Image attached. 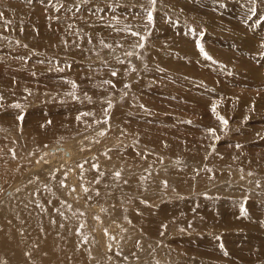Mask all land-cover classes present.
I'll return each mask as SVG.
<instances>
[{
	"label": "rangeland",
	"instance_id": "1",
	"mask_svg": "<svg viewBox=\"0 0 264 264\" xmlns=\"http://www.w3.org/2000/svg\"><path fill=\"white\" fill-rule=\"evenodd\" d=\"M25 176L89 203L115 264H263L264 222L223 221L264 214V0H0V187ZM214 199L242 203L191 215Z\"/></svg>",
	"mask_w": 264,
	"mask_h": 264
},
{
	"label": "bare ground",
	"instance_id": "2",
	"mask_svg": "<svg viewBox=\"0 0 264 264\" xmlns=\"http://www.w3.org/2000/svg\"><path fill=\"white\" fill-rule=\"evenodd\" d=\"M81 41L82 40H80L79 42ZM58 45L63 46V43L60 40H58ZM89 48L90 46L88 44V46H86V48L84 49L89 50ZM182 70H184V68H182L180 71ZM199 75L206 78L205 74H199ZM139 86L140 85H136L137 89H141L139 88ZM130 111L132 113L131 109ZM138 111L136 113H138ZM94 114H96V112H94ZM128 122H130L129 119H128ZM30 130L33 133L29 132V134H34V133L42 134L40 132L39 127H36L35 129L30 128ZM130 130L134 131V129H130ZM57 133H59V130H58V127L55 126L53 127V130L51 131L48 130L46 133H43L42 135L44 136L45 139L49 140L51 137H54V138L57 137L56 136ZM166 139L169 140L167 135H166ZM161 141L162 139H159L160 143ZM69 146H72V145L69 144ZM172 147H174V150H175V146H173V144H172ZM58 149H62L63 151L62 150L61 151L64 152L65 155H68L70 157V158L67 157L68 158L67 161L72 159V154L68 152L66 148L58 147ZM50 150L54 152V151H57V148H54L53 150L50 149ZM71 150H72V147H71ZM28 159L29 161L32 160V163L30 164L29 167H27V165H24L21 167L17 165H14V166L20 167V168H26L27 170L30 168L32 173H35L36 170L38 171L37 173H39V170L37 168L39 163L35 162L33 158H28ZM24 160H27V158L25 157ZM78 162L79 161H77L76 163ZM47 170L48 169H46L45 171ZM73 175L75 176V174ZM66 176L65 178H67ZM69 176L70 174H68V178ZM28 177L38 178V175L32 174ZM48 177L46 175L45 178H48ZM49 178H52V177H49ZM73 181H76L75 178H73ZM30 182L31 180L27 179V176H25L24 178L20 180H16L13 184V187L8 186L7 189L5 187H0V208H2L0 210V264H115L114 260H110V257H108V255L106 254L107 252L103 253V251L106 250L105 247L107 245L105 239L102 237L103 228L96 223L93 226L87 227L88 217L86 216V211H88V209L86 210V208L89 206V203L84 202V199L82 200L81 197H80L82 200V201L80 200L81 202L77 200V196H72L70 198V200L75 204V207H71V206L69 207H71L72 210H75V208H77L78 210L77 215L74 216L75 218L73 217L74 218V221H73L72 216L76 212L72 214V216L69 213L70 211L68 212L66 208V204L68 202L67 196H63V197H67L66 199L59 197L58 196L59 194L58 195L56 194L57 189H54L55 187L53 188V186H50L49 180L48 182H46L42 179L40 180L37 179L33 181L32 183ZM24 184H25V188L22 191L19 190L17 194H14V191H15L14 189H16L15 187L17 186L22 187ZM60 186L58 185V188H60ZM3 188H5L6 190L2 194V190H4ZM107 189H109V187ZM114 190H116V188ZM12 191L13 193H11ZM60 194H63V193H60ZM64 200H67V202H65ZM212 201H214V204L216 206L215 208L217 209L215 212H212L213 210L210 212L209 211L207 212L203 210L204 208L202 207V204L196 203L195 204L196 206L194 205L195 207L192 206L193 207V208L191 207L192 209L189 208V210L192 211L191 215L194 216L195 215L194 212L198 214L199 209H201L202 210L201 212H205V220L208 217L210 218L212 217V219L213 218L215 220L217 219L216 222L221 223L222 220L224 219L223 214H222L223 210L225 209L228 210V208L229 207L231 208V206H234V207L235 205L239 206L242 203V202L240 203V201L239 202L233 201L232 199H224V200L220 199L218 203H215V199ZM172 206L173 204H170L168 207L172 208ZM132 208L134 209L135 206L132 205ZM183 208H184V205H183ZM98 211H99V208L93 207L94 214L98 213ZM258 213H261V212L255 211L253 213H249V212L244 213L240 210L233 211L231 213H228L229 217L226 220L224 219L223 222H225L227 226H230V224H232L230 223L231 221H235L238 224H242V223H245L244 220H252L249 222L250 223L257 222L259 224V223L264 222V217H260V216H263L264 214L263 212H262L263 215H259ZM256 214H258L257 217H255ZM219 218H222V219H219ZM112 220H114L115 225H117L116 223L117 220L116 219H112ZM112 227L113 226H110L109 229L111 230ZM260 243L262 247L258 249H260L261 251L259 250L257 252H264V243L263 242H260ZM251 248L248 249L245 247L244 248L240 247V248H225V249H218V250L219 251L226 250L227 252L230 251V254H232V252H250L249 250H251ZM87 249H89L90 251H88ZM248 264H261V261L260 262L254 261Z\"/></svg>",
	"mask_w": 264,
	"mask_h": 264
},
{
	"label": "snow or ice",
	"instance_id": "3",
	"mask_svg": "<svg viewBox=\"0 0 264 264\" xmlns=\"http://www.w3.org/2000/svg\"><path fill=\"white\" fill-rule=\"evenodd\" d=\"M155 2H156V0H151V3H152V4H155ZM147 18H148L149 21H153L154 17H153L152 12H149V13H148V17H147ZM133 35H138V34H137V33H133ZM140 46L143 47V44H141ZM198 46L200 47L201 52H202V53H203L208 59H211V57L208 56V54L204 51L203 46H202V45H198ZM112 75L115 76L116 73L113 72ZM15 107L20 108L21 105L16 104ZM215 109H216V106L213 105V107H212V111L215 112ZM217 116H218V119L222 122V124L225 125V126H227L228 121H227L223 116H220L219 114H217ZM18 119L22 120V119H23V116H19ZM49 123H51V122L49 121ZM208 131L211 132V133H213V134L215 133V129H209ZM101 135H104V133L102 132ZM216 138L219 139V137H216ZM237 147H239V145H237ZM81 167H83V166L81 165ZM93 167H98V166H97V165H93ZM116 175H117V177H119L120 173L118 172V173H116ZM85 191H87V189H85Z\"/></svg>",
	"mask_w": 264,
	"mask_h": 264
}]
</instances>
